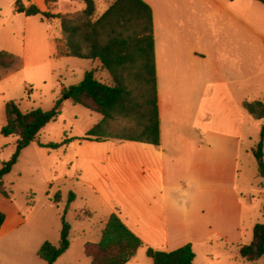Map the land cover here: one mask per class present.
Instances as JSON below:
<instances>
[{"label": "crops", "instance_id": "0c3cea01", "mask_svg": "<svg viewBox=\"0 0 264 264\" xmlns=\"http://www.w3.org/2000/svg\"><path fill=\"white\" fill-rule=\"evenodd\" d=\"M143 1L153 12L160 146L82 141L77 181L108 210L107 220L119 215L145 250L170 252L188 243L195 251L217 243L237 250L246 244L245 212L253 205L238 186L240 151L246 125L259 120L243 108L236 74L250 63V38L264 45V5ZM210 49L217 53L215 63ZM22 224L6 216L0 238L13 235L21 242ZM210 257L211 264L220 259Z\"/></svg>", "mask_w": 264, "mask_h": 264}, {"label": "rangeland", "instance_id": "374dc122", "mask_svg": "<svg viewBox=\"0 0 264 264\" xmlns=\"http://www.w3.org/2000/svg\"><path fill=\"white\" fill-rule=\"evenodd\" d=\"M19 1L25 7L35 4L42 11L70 17L80 16L86 8L84 0H58L53 5H47L44 0H0V51L10 52L19 60V68L6 73L0 81V163L12 157L18 140L2 133L7 122L8 103L15 101L23 112L51 110L62 90L79 84L91 69L96 70L101 81L111 83V78L98 61L57 57V47L64 48L66 44L60 19L47 20L18 13ZM114 1L94 0L96 11L93 19L96 20ZM260 21L264 33V11L260 14ZM250 40L254 50L251 49L249 65L241 74H236L239 81L237 96L245 102H264V45L254 37ZM207 54L211 62H217L216 52L210 49ZM101 120L100 114L65 100L61 115L40 133L42 143L60 146L43 148L32 143L22 152L12 172L4 178L5 187L12 191L11 198L0 194V210L8 216L10 223L23 222L19 230L22 241L18 242L13 235L0 238V264H47L38 256L37 245L41 241L54 245L59 243L61 216L65 209V219L70 225V247L54 264H91V259L85 254V245L100 240L109 212L98 200L91 198L86 186L77 181L76 163L81 145L77 138L83 137ZM261 125V122L253 120L246 125L239 158L238 186L244 196L253 198V205L245 212L250 228L246 244L253 240L254 226L264 223V175L260 174V164L253 155L260 142ZM130 127V121L118 119L109 123L106 135L121 137ZM67 138L76 140L61 145ZM109 140L124 143L117 138ZM70 192L77 199L67 208ZM58 193L61 201L54 203V196ZM146 251L141 248L133 264H152ZM195 253V264H211V254L220 258L217 264H264L263 260L239 262L235 259H239L236 249L226 251L219 243L198 246Z\"/></svg>", "mask_w": 264, "mask_h": 264}, {"label": "trees", "instance_id": "16d2710c", "mask_svg": "<svg viewBox=\"0 0 264 264\" xmlns=\"http://www.w3.org/2000/svg\"><path fill=\"white\" fill-rule=\"evenodd\" d=\"M58 0H44L47 5ZM233 1V0H230ZM264 5V0H255ZM86 8L80 16L70 17L42 11L37 5L25 7L21 1L17 12L26 16H41L43 19H60L65 35V47H57V57L98 61L111 78V83L101 81L96 70L91 69L83 80L74 86L64 88L51 110L33 109L23 112L15 101L6 106V126L4 136H14L16 142L12 157L0 163V194L11 198L12 191L7 190L4 178L18 163L22 152L32 143L43 148H58L59 144L41 142V131L62 113V104L71 100L91 112L100 114L102 120L90 129L78 141L104 142L117 138L122 142H136L160 146V117L158 108L157 75L154 51V23L151 7L143 0H115L96 20L94 0H84ZM19 68L18 58L7 51H0V81L11 70ZM243 108L254 119L264 121V102H244ZM118 119L128 120L132 127L126 128L121 137L106 135L110 122ZM73 140L67 138L61 145ZM253 155L260 164V174L264 175V124L261 125L260 142ZM70 192L67 208L75 201ZM54 202L61 201L60 193L54 196ZM33 204H29L32 206ZM61 216L62 230L60 241L54 245L44 242L38 256L47 264H54L70 247V225ZM6 221V214L0 210V229ZM144 246L122 221L118 214H112L101 233L100 240L85 245V254L91 264H128ZM147 257L152 264H195L196 253L193 244L188 243L176 250L165 252L148 248ZM237 255L246 262H264V223L254 226V236L250 244L237 246Z\"/></svg>", "mask_w": 264, "mask_h": 264}]
</instances>
